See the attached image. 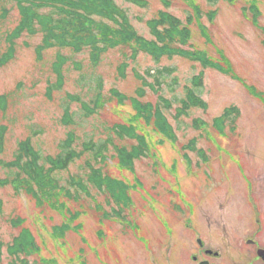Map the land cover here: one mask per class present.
Instances as JSON below:
<instances>
[{
	"label": "rangeland",
	"instance_id": "374dc122",
	"mask_svg": "<svg viewBox=\"0 0 264 264\" xmlns=\"http://www.w3.org/2000/svg\"><path fill=\"white\" fill-rule=\"evenodd\" d=\"M113 2L147 42L154 40L150 20L159 12L175 17L187 28L188 38L173 47L187 51V56L173 52L155 59L131 40L107 49L93 65L88 49L50 47L39 53L40 32H23L11 47L6 37L18 26L19 11L6 5L10 9L0 19V51L11 47L12 57L0 66V127L5 128L0 159L12 160L26 138L41 155H55L69 134L76 151L86 142L104 143L107 159L97 163L85 152L67 169L53 173L71 191V196L58 195L63 207L45 199L38 202L10 184L1 186L0 264H74L78 258H94V250L101 258L110 257V249L123 256L139 236L159 241L161 221L176 209L173 202L198 210L251 211L261 219L259 236L264 237V0ZM200 54L213 62L225 60L233 76L204 67L197 59ZM163 69L170 72L157 74ZM199 76L196 87L194 77ZM250 87L263 100L251 94ZM187 88L205 108L189 106L185 114L178 113ZM97 92L98 106L93 107ZM136 102L160 109L174 137L156 130L152 120L136 118ZM83 104L91 108L89 114ZM233 106L239 110L234 122L216 125ZM129 126L146 143V154L131 168L119 164L115 151L138 144L136 137L119 133L120 127ZM191 142L193 149L188 148ZM88 165L101 167L103 174L126 185L125 200L117 201L90 184ZM11 173L0 166V178ZM69 178H79L89 195L69 186ZM66 223L71 227L61 234ZM23 229L37 250L19 261L7 248Z\"/></svg>",
	"mask_w": 264,
	"mask_h": 264
},
{
	"label": "trees",
	"instance_id": "16d2710c",
	"mask_svg": "<svg viewBox=\"0 0 264 264\" xmlns=\"http://www.w3.org/2000/svg\"><path fill=\"white\" fill-rule=\"evenodd\" d=\"M129 1L135 4L138 3V0ZM6 5H15L19 11L18 26L12 34L6 37L11 47H13L15 37L23 32H40L43 38L42 45L38 49L39 53L50 47H69L75 52L88 49L91 56L90 61L93 65L98 63L99 57L107 49L128 44L131 40L136 41L142 50L152 54L155 59H158L164 53L177 52L179 55L184 56L188 54L187 51L179 48L175 50L173 47L175 42L183 43L188 38L187 28L181 26V23L175 17L165 12H159L157 18L148 22L154 40L147 42L137 35L128 23L125 14L116 6L113 0H0V19L8 15L10 8H7ZM107 21H110V23ZM11 47H8L6 51H0V66L5 65L12 57ZM197 59L204 67L209 66L224 74L233 76L230 67L225 65L227 63L225 60L213 62L201 54ZM164 72L168 74L170 70H159L157 74H163ZM193 84L196 87L200 86V76L194 77ZM249 91L263 100L260 93L254 88L250 87ZM114 94L117 97L120 95L118 92H114ZM98 96H100L99 92L92 100L93 107L98 106V100H96ZM120 96L122 97V95ZM182 104V108L178 113L185 114L189 106L206 107L200 97L196 96L194 91L189 88H187L186 99L182 100ZM0 105H4V96L0 97ZM135 107L137 108L136 118L144 117L146 121L152 120L156 130L167 137H174L173 128L160 109H153L149 104L139 102L135 103ZM83 108L87 111L86 114L91 111V108L86 107L84 104ZM237 116H239V110L236 107L225 109L223 114L215 120L216 125L225 126L227 122L233 123ZM65 117V121L69 123V115L66 114ZM4 129V127H0V153L3 150ZM119 133L134 136L138 139V144L132 146L129 150L124 147L115 149L119 164L131 168L134 160L146 154V143L142 136H135V131L131 126L127 128L120 127ZM73 138V135L69 134L65 140L59 143V151L55 155L45 156L33 147L29 138L20 141L12 160L4 161L0 159V166L12 172V177L0 178V187L10 184L15 190H24L38 202L45 199L50 201L51 205L58 204L59 207H63V203H58V195L71 196V191L69 187L61 186L53 173L67 169L75 158L80 157L85 152L90 151L97 163H104L107 159L104 143L96 145L92 142H86L81 151H76L71 148ZM188 148H194L193 142L190 143ZM88 166L90 169L88 182L90 184L101 192L109 193L117 201L125 200L126 185L103 174L101 167ZM69 180V186H78L82 192L89 195L88 188L79 178L76 180L69 178ZM75 196L77 199L79 198L78 194H75ZM75 217L76 215L72 214L71 218ZM70 227L68 223L63 224L60 233L64 234ZM77 227L75 229H78ZM7 249L10 255L19 261L22 255L27 256L31 251L37 250L34 239L27 229H23ZM20 263L27 264L23 260Z\"/></svg>",
	"mask_w": 264,
	"mask_h": 264
},
{
	"label": "flooded vegetation",
	"instance_id": "af4514ba",
	"mask_svg": "<svg viewBox=\"0 0 264 264\" xmlns=\"http://www.w3.org/2000/svg\"><path fill=\"white\" fill-rule=\"evenodd\" d=\"M173 207L161 221L159 241L139 236L123 256L110 249L111 256L101 258L94 250V258L74 264H264L261 219L251 211L198 210L176 202Z\"/></svg>",
	"mask_w": 264,
	"mask_h": 264
}]
</instances>
